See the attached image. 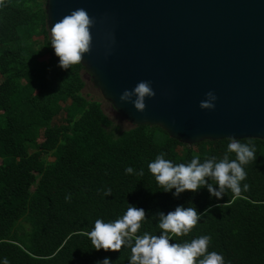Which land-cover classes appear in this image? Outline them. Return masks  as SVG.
I'll return each instance as SVG.
<instances>
[{"label": "trees", "instance_id": "16d2710c", "mask_svg": "<svg viewBox=\"0 0 264 264\" xmlns=\"http://www.w3.org/2000/svg\"><path fill=\"white\" fill-rule=\"evenodd\" d=\"M44 3L5 0L0 6V264L5 258L9 264H97L106 257L129 264L130 247L97 251L88 237L97 219L114 222L129 206L146 213L137 236L161 234L158 212L193 206L204 213L201 220L170 243L207 235L208 251L225 264H264V139H240L255 146L256 159L244 166L241 187L250 188L239 197L226 190L217 199L206 187L179 197L175 189L164 192L148 169L159 154L174 165L196 156L203 162L225 154L229 140L190 148L156 125L116 132L100 101L82 94V65L58 66ZM58 115L61 122L52 123ZM43 154L53 159L45 162ZM127 167L134 173L126 174ZM141 169L143 176L136 174Z\"/></svg>", "mask_w": 264, "mask_h": 264}, {"label": "water", "instance_id": "95a60500", "mask_svg": "<svg viewBox=\"0 0 264 264\" xmlns=\"http://www.w3.org/2000/svg\"><path fill=\"white\" fill-rule=\"evenodd\" d=\"M78 8L95 20L81 65L131 124L187 145L264 139V0H45L49 33ZM140 81L156 93L142 113L119 100ZM208 91L213 110L199 107Z\"/></svg>", "mask_w": 264, "mask_h": 264}, {"label": "clouds", "instance_id": "9594fccd", "mask_svg": "<svg viewBox=\"0 0 264 264\" xmlns=\"http://www.w3.org/2000/svg\"><path fill=\"white\" fill-rule=\"evenodd\" d=\"M5 5V0H0V6ZM95 20L83 8H78L54 23L50 28L51 46L55 55L59 58V67L68 70L82 63L86 54L91 52V29ZM151 82L140 81L131 90H124L119 96L122 103H131L137 112H144L146 99L155 96ZM216 95L212 91L205 93V99L200 101L201 109L213 110L215 108ZM228 151L217 160L215 156L206 158L201 162L199 156L193 157L188 164H176L164 158V153L159 154L155 160L148 164L150 173L155 177L158 185L164 192L173 189L174 197H179L185 191L197 192L206 187L210 196L221 199L226 190H231L235 197H239L242 191H248L250 186L241 182L246 180L245 165L256 159L255 146L241 143L240 139L227 137ZM229 153L235 154V159H229ZM126 174H133L134 169L127 167ZM143 176L141 169L138 173ZM214 181L215 184L209 181ZM215 185V187H214ZM105 196L111 195V189L105 191ZM71 196H66L69 201ZM220 207V205H217ZM208 210H205L207 213ZM204 213H199L195 207L177 206L174 211L158 212V227L161 234L142 236L136 234L146 219L145 210L129 206L126 213L114 222H104L97 219L92 231L88 233L93 248L97 251L119 252L122 247L131 249L129 264H225L224 257L215 251L209 252L210 236H201L190 243H170L171 237L186 236L201 220ZM3 264H9L7 258ZM97 264H111L106 257Z\"/></svg>", "mask_w": 264, "mask_h": 264}, {"label": "rangeland", "instance_id": "374dc122", "mask_svg": "<svg viewBox=\"0 0 264 264\" xmlns=\"http://www.w3.org/2000/svg\"><path fill=\"white\" fill-rule=\"evenodd\" d=\"M82 78L84 80V88L82 89V94L87 98V99H95L100 101L101 107L103 112L108 116V118L113 122V125H116L117 129L116 132H120L122 130L128 129L133 126L128 120H126L124 117L120 115L119 112H117L112 104L103 99L101 96L100 92L98 89H96L90 80L89 75L84 71L82 72ZM60 116L58 115L57 117H54L52 120V123H59L61 122V119L59 118ZM193 145V144H192ZM192 145H187L188 147H192ZM178 150L181 149V146L177 147ZM224 156L223 153H219L216 155L218 159H221ZM43 158L45 162L51 161L53 159L52 156L43 154Z\"/></svg>", "mask_w": 264, "mask_h": 264}]
</instances>
